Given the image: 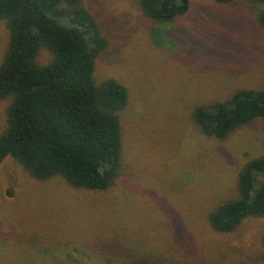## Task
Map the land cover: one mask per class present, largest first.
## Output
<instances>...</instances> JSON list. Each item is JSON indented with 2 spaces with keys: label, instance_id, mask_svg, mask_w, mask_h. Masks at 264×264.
Masks as SVG:
<instances>
[{
  "label": "rangeland",
  "instance_id": "obj_1",
  "mask_svg": "<svg viewBox=\"0 0 264 264\" xmlns=\"http://www.w3.org/2000/svg\"><path fill=\"white\" fill-rule=\"evenodd\" d=\"M109 41L95 82L128 90L121 112L125 170L106 191L60 177L33 178L14 158L0 164V264H264V218L232 233L211 214L238 197L242 167L264 154L263 122L218 140L195 123L241 89L264 84V4L191 0L190 12L158 22L139 0H84ZM10 43L0 20V65ZM52 60L43 49L38 64ZM11 100L0 102V136ZM259 183L264 176H258Z\"/></svg>",
  "mask_w": 264,
  "mask_h": 264
},
{
  "label": "trees",
  "instance_id": "obj_2",
  "mask_svg": "<svg viewBox=\"0 0 264 264\" xmlns=\"http://www.w3.org/2000/svg\"><path fill=\"white\" fill-rule=\"evenodd\" d=\"M213 1L241 2L251 9L264 4ZM139 5L148 18L173 22L190 12L191 0H139ZM0 20L10 32L0 65V102L11 100L8 127L0 136V164L12 157L39 181L60 177L76 189H110L125 170L120 114L129 96L114 79L95 82L96 60L109 41L84 0H0ZM258 21L264 26V10ZM43 49L52 60L42 66L37 59ZM193 118L206 136L218 140L256 121L263 122L264 134V84L238 90L213 110L199 107ZM260 175L264 154L242 167L238 197L211 214L215 231L232 233L247 218H264Z\"/></svg>",
  "mask_w": 264,
  "mask_h": 264
}]
</instances>
